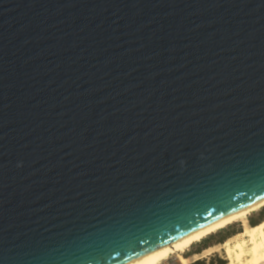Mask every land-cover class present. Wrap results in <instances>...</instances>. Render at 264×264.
Wrapping results in <instances>:
<instances>
[{"label":"water","instance_id":"obj_1","mask_svg":"<svg viewBox=\"0 0 264 264\" xmlns=\"http://www.w3.org/2000/svg\"><path fill=\"white\" fill-rule=\"evenodd\" d=\"M264 201V0H0V264H130Z\"/></svg>","mask_w":264,"mask_h":264},{"label":"bare ground","instance_id":"obj_2","mask_svg":"<svg viewBox=\"0 0 264 264\" xmlns=\"http://www.w3.org/2000/svg\"><path fill=\"white\" fill-rule=\"evenodd\" d=\"M263 209L264 201L130 264H172L174 261L179 264H190L189 255L197 247L237 224L244 227L243 232L220 245L205 248L204 252L210 254L214 250H222L234 244L233 253L229 256L231 264H264V223L259 226L249 223V219Z\"/></svg>","mask_w":264,"mask_h":264},{"label":"rangeland","instance_id":"obj_3","mask_svg":"<svg viewBox=\"0 0 264 264\" xmlns=\"http://www.w3.org/2000/svg\"><path fill=\"white\" fill-rule=\"evenodd\" d=\"M251 221V222H250ZM249 223L253 226H259L264 223V209L252 216L249 219ZM244 227L241 224H237L229 230H225L223 233L213 237L212 239L206 241L203 245L197 247L191 255L190 264H231L230 255L233 253V245L227 246L226 248L218 251H212L210 254L205 253L204 249L214 245H220L226 240L233 238L240 232H243ZM264 233V231H263ZM172 264H179L178 262H172ZM238 264V263H235Z\"/></svg>","mask_w":264,"mask_h":264}]
</instances>
